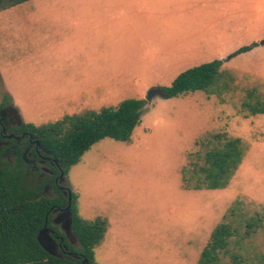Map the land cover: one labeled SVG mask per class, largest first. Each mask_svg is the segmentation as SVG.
I'll return each mask as SVG.
<instances>
[{"label": "rangeland", "instance_id": "1", "mask_svg": "<svg viewBox=\"0 0 264 264\" xmlns=\"http://www.w3.org/2000/svg\"><path fill=\"white\" fill-rule=\"evenodd\" d=\"M233 1L213 8L196 0H30L0 11V96L27 124L145 100L213 60L234 76L214 94L146 101L131 142L103 139L69 168L78 215L108 223L93 264H198L225 216L241 234L247 218L264 216V115L241 109L248 90L264 98V45L233 56L264 40V8ZM210 133L239 138L245 155L223 189L185 190L187 156ZM9 164L26 187L38 186L19 159ZM231 254L259 264L264 227L233 238L225 262Z\"/></svg>", "mask_w": 264, "mask_h": 264}, {"label": "trees", "instance_id": "2", "mask_svg": "<svg viewBox=\"0 0 264 264\" xmlns=\"http://www.w3.org/2000/svg\"><path fill=\"white\" fill-rule=\"evenodd\" d=\"M30 0H0V11ZM260 43L237 49L233 56L251 51ZM222 62L213 60L189 68L179 74L169 87L160 88L164 98L171 99L196 92L214 94L226 90L234 82V76L221 70ZM144 99H125L116 106L99 111H85L66 115L60 120L41 126L28 124L37 135L45 150L66 168L77 164L83 154L95 143L109 138L116 142L129 143L137 127L142 124ZM248 116L264 115V98L255 90L246 92L241 105ZM198 151L189 153L187 164L181 170L182 187L185 190H219L229 183L238 169L245 148L239 138H230L226 133H210L195 142ZM23 163L22 159H19ZM41 190V193H40ZM64 198L50 199L43 194V185L28 188L23 176L6 159L0 157V264H82L83 260L94 261V249L103 240L108 223L106 219L93 221L83 219L75 208L72 197V232L80 244L79 249L69 245L74 256L56 258L46 253L37 240L38 233L49 220L51 208L63 203ZM48 226L63 236L57 228ZM264 227L261 213L244 221V232L232 223L231 215L225 216L211 232L203 248L198 264H243L241 254H231V262L224 261L229 254L233 238L247 239ZM264 264V256L259 259Z\"/></svg>", "mask_w": 264, "mask_h": 264}, {"label": "flooded vegetation", "instance_id": "3", "mask_svg": "<svg viewBox=\"0 0 264 264\" xmlns=\"http://www.w3.org/2000/svg\"><path fill=\"white\" fill-rule=\"evenodd\" d=\"M21 113L12 103L10 97L0 96V157L9 163L22 159L28 173L35 178L37 185H43V194L50 199L64 198L63 203H57L51 208V215L48 223L62 232L58 235L51 229V235L58 243L62 256L76 255L70 251L69 245L75 249V242L78 239H67L61 229L53 221L60 217L69 204V187L67 186L64 173L65 166L54 159L43 147L37 135L27 127ZM73 197V196H72ZM72 207V202H71ZM83 263V262H82ZM86 264H93L87 262Z\"/></svg>", "mask_w": 264, "mask_h": 264}, {"label": "water", "instance_id": "4", "mask_svg": "<svg viewBox=\"0 0 264 264\" xmlns=\"http://www.w3.org/2000/svg\"><path fill=\"white\" fill-rule=\"evenodd\" d=\"M156 96L164 97V93L161 89H153L148 92L145 101L151 102ZM72 192L69 190V204L66 207L63 214L56 218L53 223L56 225H61V229L65 234L67 239L74 238L77 240V237L72 232V210H71V202H72ZM38 243L43 248V250L49 255L61 258L62 253L59 251L58 243L55 238L51 235V229L48 226V219H46L45 226L40 230L37 236ZM88 262L87 259L83 260L82 264H86Z\"/></svg>", "mask_w": 264, "mask_h": 264}, {"label": "crops", "instance_id": "5", "mask_svg": "<svg viewBox=\"0 0 264 264\" xmlns=\"http://www.w3.org/2000/svg\"><path fill=\"white\" fill-rule=\"evenodd\" d=\"M230 1H232V0H230ZM247 1L250 5H252L253 7H256L258 10L264 8V0H256V1L247 0ZM220 2H221V0H196V4L198 5V7L203 5V4H207V5H211L213 8H217V7L220 8L222 5H224V3H220ZM233 3H236V0L233 1ZM15 107H16V105H15Z\"/></svg>", "mask_w": 264, "mask_h": 264}]
</instances>
